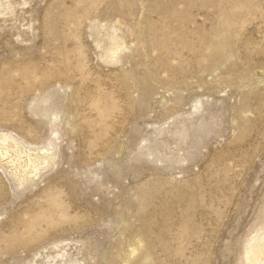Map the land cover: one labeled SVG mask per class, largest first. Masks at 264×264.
<instances>
[{
    "label": "rangeland",
    "instance_id": "rangeland-1",
    "mask_svg": "<svg viewBox=\"0 0 264 264\" xmlns=\"http://www.w3.org/2000/svg\"><path fill=\"white\" fill-rule=\"evenodd\" d=\"M0 142V264H251L264 0H0Z\"/></svg>",
    "mask_w": 264,
    "mask_h": 264
},
{
    "label": "bare ground",
    "instance_id": "bare-ground-1",
    "mask_svg": "<svg viewBox=\"0 0 264 264\" xmlns=\"http://www.w3.org/2000/svg\"><path fill=\"white\" fill-rule=\"evenodd\" d=\"M8 4V3H7ZM10 5V4H9ZM244 10V9H243ZM234 14V13H233ZM230 15V14H229ZM232 15V14H231ZM222 19V18H221ZM230 19V18H229ZM224 20L223 22V28L224 30L223 31H220L219 33L216 34L217 37H220V38H223L224 42L222 43L224 47H227L228 46V43L226 42V35H227V32L230 30L232 24L230 23L231 21L230 20ZM222 23V22H221ZM220 23V24H221ZM221 28V29H223ZM111 41H112V46L107 50V52L104 54V56L108 59H113L114 56H117L121 51H122V44L119 42L120 40L113 37L110 38ZM221 45V44H220ZM222 46H219L220 50H215L213 51V55L214 57H218V56H221L224 51L221 49ZM216 48V47H215ZM223 48V47H222ZM226 49V48H225ZM227 50V49H226ZM212 51V50H211ZM105 58V59H106ZM221 58V57H220ZM96 105V104H95ZM98 113L100 114L99 116L103 117V116H108V112L106 111H101V109L98 111ZM103 121V120H102ZM3 143L6 141L5 139L1 140ZM1 143V142H0ZM2 143V144H3ZM22 153V152H21ZM15 154V153H14ZM16 155V154H15ZM15 157V156H14ZM12 159V156L9 154V150L8 148H6L5 146L3 147H0V163L2 162H6L8 161L9 163L12 164V166L14 167V173L16 174V170L18 168H20L21 165H19V160L20 158H14ZM19 157V156H17ZM28 161L25 165V167H23V170H24V173L19 177H18V180L19 182L20 181H23V180H26V177L28 175H33L34 173L36 174V172L38 171L36 169L37 167V161H43V162H47L48 160H51L52 157L51 155H47V154H44L42 156L40 155H35L33 158L31 156H28ZM7 163V162H6ZM10 165V164H9ZM22 170V168H21ZM17 177V176H16ZM48 201L50 203V207H49V215L46 216V214H37V216L34 217L33 220H31L30 222V225H28L30 228H32V224L36 221H48L49 223H53L52 221V216L54 215H59L61 216L63 219L66 218V215L64 214L65 211L64 208L62 210V207L61 205L56 201V196L54 195H51V196H48ZM46 212V210H45ZM54 219V218H53ZM34 226V225H33ZM28 227V228H29ZM28 230V229H27ZM29 231V230H28ZM33 231V229H32ZM31 231V233H32ZM30 231H29V235H31L33 237V233L31 234ZM18 237V236H17ZM16 238V236L13 237V239ZM19 238V237H18ZM20 239V238H19ZM263 246H264V238L260 239V240H256L253 245L249 248L250 249V256H249V263L251 264H256L260 259H261V256H262V250H263ZM264 252V251H263ZM59 255V254H58ZM60 258V257H59ZM262 261V260H261Z\"/></svg>",
    "mask_w": 264,
    "mask_h": 264
}]
</instances>
